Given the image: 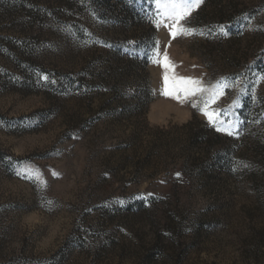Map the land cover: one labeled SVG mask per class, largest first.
<instances>
[{
	"label": "rangeland",
	"instance_id": "374dc122",
	"mask_svg": "<svg viewBox=\"0 0 264 264\" xmlns=\"http://www.w3.org/2000/svg\"><path fill=\"white\" fill-rule=\"evenodd\" d=\"M168 24L154 0H0V264H264V0ZM165 75L222 91L234 135Z\"/></svg>",
	"mask_w": 264,
	"mask_h": 264
},
{
	"label": "snow or ice",
	"instance_id": "6c2138e0",
	"mask_svg": "<svg viewBox=\"0 0 264 264\" xmlns=\"http://www.w3.org/2000/svg\"><path fill=\"white\" fill-rule=\"evenodd\" d=\"M204 0H154L155 7L160 14L164 15L170 24L166 25L170 28V35L173 39H176L178 36H191L194 35V31L191 28L185 27V24L188 21L193 10L198 8ZM160 23V21H157ZM221 32H224L223 27H221ZM227 34V33H225ZM164 66L167 68L169 66L167 62V57L164 58ZM165 91L162 93L164 95H170L172 92L179 90L184 93V99H189L195 96H202L205 92H210V95L207 100H202V106L193 103V107L200 108V111L208 118L209 123L215 127L217 132H225L228 136H233L234 131L229 130L228 128L223 127L222 122H219L216 117L219 116L218 112L209 111V106L211 103H215V100L219 95H222V91H217L216 89H206L203 87L198 80L192 79H179L174 81V85H179L177 89L173 87L172 91H169V77L165 75L164 77ZM222 87H226L222 86ZM23 178H28L22 173Z\"/></svg>",
	"mask_w": 264,
	"mask_h": 264
},
{
	"label": "trees",
	"instance_id": "16d2710c",
	"mask_svg": "<svg viewBox=\"0 0 264 264\" xmlns=\"http://www.w3.org/2000/svg\"><path fill=\"white\" fill-rule=\"evenodd\" d=\"M213 138V139H211ZM220 139L218 138V136H213V137H206L203 133L202 130L196 131L195 133H193L191 135V139L190 141H194V143H204V148H206L207 150H209L213 145L215 141H219ZM199 141V142H198ZM223 165V163H222ZM225 167L227 166V158L225 159V163H224ZM223 165V166H224Z\"/></svg>",
	"mask_w": 264,
	"mask_h": 264
}]
</instances>
